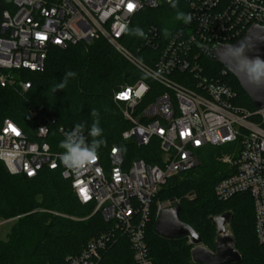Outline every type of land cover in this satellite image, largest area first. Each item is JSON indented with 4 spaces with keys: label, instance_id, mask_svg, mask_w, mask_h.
<instances>
[{
    "label": "built area",
    "instance_id": "1",
    "mask_svg": "<svg viewBox=\"0 0 264 264\" xmlns=\"http://www.w3.org/2000/svg\"><path fill=\"white\" fill-rule=\"evenodd\" d=\"M181 2L184 12L192 16L191 23L183 22L162 47L156 27L146 33V44L159 48L151 66L133 55L122 38L138 13L169 4V0H0L1 87L28 90L31 83L21 72L42 71L52 48L91 43L100 37L165 87L139 113L137 106L150 89L145 81L114 93V101L132 123L123 139L139 147L157 139L161 151L157 163L128 161L113 146L107 160L98 155L87 171L76 174L58 156L63 151L60 141L72 128L57 127L55 136V120H48L37 127L38 139L31 140L13 119L4 120L0 158L11 174L33 178L45 169L60 170L71 181L78 200L94 204V212H101L111 223L80 254L68 256L62 264H100L105 252L123 237L129 240L137 264H152L146 231L160 189L172 177L198 166L202 149L237 142L240 146L222 157L232 174L216 185L215 193L222 201L238 194L251 195L256 235L264 248V108L250 111L235 104L237 92L232 86L222 77L207 75L199 61L202 47L233 44L253 26L264 27V0ZM175 72H188L192 84L177 81ZM227 73L225 68L221 76ZM171 206L172 201L157 203L158 220ZM11 221L4 219L0 224ZM187 239L192 249L196 247L191 235Z\"/></svg>",
    "mask_w": 264,
    "mask_h": 264
},
{
    "label": "trees",
    "instance_id": "2",
    "mask_svg": "<svg viewBox=\"0 0 264 264\" xmlns=\"http://www.w3.org/2000/svg\"><path fill=\"white\" fill-rule=\"evenodd\" d=\"M177 8L170 3L159 8H146L138 13L129 26L140 27L145 33L156 27L161 47L169 37L180 30L183 21L176 19L177 11L184 12V4L176 0ZM171 33L165 38L163 29ZM123 45L135 56L153 66L159 55L146 44V39L130 35L122 38ZM199 61L205 73L222 77L237 92L235 104L255 111L252 100L231 73L221 76L225 66L210 60L201 53ZM66 72L76 75L69 79L63 90L52 92ZM23 78L31 83L28 90L0 86V130L6 118L17 122L31 140H37V127L55 120L56 128H73L85 123V133L99 112L104 145L98 150L107 160L113 146H118L125 159H143L157 163L161 151L157 139L147 146H137L123 139V133L132 127L114 93L123 86L145 81L150 89L137 106V112L165 91V87L150 78L103 37L91 43H77L66 48H52L42 71H23ZM173 77L183 84H192L188 72H175ZM36 112V113H35ZM59 137V135H58ZM89 141L91 137L88 138ZM239 143L208 146L200 151V164L191 170L169 179L160 189L153 204V214L146 231L152 264H201L192 260V245L187 236L165 238L156 232L157 203L172 201L180 206V219L190 225L201 237V243L216 251L217 227L212 217L231 213L230 227L235 248L242 256L237 264H264V248L259 244L255 228V209L249 194H238L227 201L215 193L216 185L232 174L222 162L226 153ZM94 204H82L75 195L71 181L62 177L60 170H42L36 177L11 174L0 158V220L17 218L6 240L0 238V264H62L68 256L80 254L89 240L108 230L111 223L101 212H94ZM100 264H137L129 240L121 238L108 249Z\"/></svg>",
    "mask_w": 264,
    "mask_h": 264
},
{
    "label": "water",
    "instance_id": "3",
    "mask_svg": "<svg viewBox=\"0 0 264 264\" xmlns=\"http://www.w3.org/2000/svg\"><path fill=\"white\" fill-rule=\"evenodd\" d=\"M245 48L249 58L260 57L264 59V27L253 26L247 34L233 44H216L202 47L203 53L212 61L221 63L229 73L236 77L241 87L252 100L256 109L264 108V83L255 85L249 82L247 75L233 62L228 54L230 47ZM217 227L215 241L216 251H212L201 243V237L194 228L180 219V206L174 205L163 210L156 232L165 238H179L191 235L196 244L191 251L192 260L201 264H237L242 256L235 248L234 237L230 227L231 213H224L211 218Z\"/></svg>",
    "mask_w": 264,
    "mask_h": 264
},
{
    "label": "clouds",
    "instance_id": "4",
    "mask_svg": "<svg viewBox=\"0 0 264 264\" xmlns=\"http://www.w3.org/2000/svg\"><path fill=\"white\" fill-rule=\"evenodd\" d=\"M172 8H177L176 0H169ZM176 19L184 23H191L192 16L190 13L177 11ZM130 35L137 36L142 39H147V34L140 27L126 28ZM165 38L171 33L167 28L163 29ZM229 56L233 62L240 68L246 75L250 83L261 85L264 83V59L260 57L249 58L245 54L243 46L228 49ZM74 72H66L61 81L53 86L50 90L54 93L57 90H63L70 78L75 77ZM158 75V74H157ZM91 115L94 120L85 135L86 124L76 123L75 126L65 133L64 139L60 141L59 147L63 149L58 154L60 161L71 172L80 174L97 161L98 150L105 141L102 139L103 129L100 126L99 112L96 109L91 110ZM89 137L91 140L89 141Z\"/></svg>",
    "mask_w": 264,
    "mask_h": 264
},
{
    "label": "rangeland",
    "instance_id": "5",
    "mask_svg": "<svg viewBox=\"0 0 264 264\" xmlns=\"http://www.w3.org/2000/svg\"><path fill=\"white\" fill-rule=\"evenodd\" d=\"M16 219L17 218H13V221H11L9 223L0 224V238L1 239L6 240L7 235L9 234L10 229H11V227L14 224ZM2 220H4V219H1L0 221H2Z\"/></svg>",
    "mask_w": 264,
    "mask_h": 264
},
{
    "label": "snow or ice",
    "instance_id": "6",
    "mask_svg": "<svg viewBox=\"0 0 264 264\" xmlns=\"http://www.w3.org/2000/svg\"><path fill=\"white\" fill-rule=\"evenodd\" d=\"M128 7H129V9H131V8L133 7V5L129 4V6H128Z\"/></svg>",
    "mask_w": 264,
    "mask_h": 264
}]
</instances>
